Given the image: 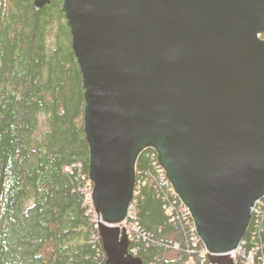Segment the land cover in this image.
Wrapping results in <instances>:
<instances>
[{"label":"water","instance_id":"obj_1","mask_svg":"<svg viewBox=\"0 0 264 264\" xmlns=\"http://www.w3.org/2000/svg\"><path fill=\"white\" fill-rule=\"evenodd\" d=\"M50 0H34L41 9ZM84 88L106 264L131 254L136 161L153 149L212 264L264 197V0H63Z\"/></svg>","mask_w":264,"mask_h":264},{"label":"trees","instance_id":"obj_2","mask_svg":"<svg viewBox=\"0 0 264 264\" xmlns=\"http://www.w3.org/2000/svg\"><path fill=\"white\" fill-rule=\"evenodd\" d=\"M33 2L0 0V264H106L90 199L82 74L63 0L41 9ZM137 158L131 207L144 235L135 234L129 249L143 264H212L202 242L192 246L170 220L154 150ZM255 217L243 249L264 264V223L255 226Z\"/></svg>","mask_w":264,"mask_h":264},{"label":"built area","instance_id":"obj_3","mask_svg":"<svg viewBox=\"0 0 264 264\" xmlns=\"http://www.w3.org/2000/svg\"><path fill=\"white\" fill-rule=\"evenodd\" d=\"M158 170H159V179L158 183L160 184V187L165 190V197L167 201V213L170 216V220L174 222H179L180 226L184 229V231H188L191 237V243L192 246H198V243H200V238L198 234L195 231L194 222L192 221L191 214L189 211V208H187L179 198V196L175 193L173 190L172 185L167 181L165 177V172L161 168V166L158 164ZM170 195V197L167 194ZM172 198V199H171ZM264 198V197H263ZM263 198L261 200H258L255 202V206L252 209V213L256 214V224L255 226H259L262 223H264V213H262V206H263ZM178 199V200H177ZM179 201V202H178ZM129 212L126 217V219L121 223L122 226L126 228L127 234L130 238V242L135 240V234H142V230L140 229L139 224L134 221L135 214L133 208L129 207ZM203 245V244H202ZM173 247L175 249H181L178 243H174ZM258 247H253L252 249H257ZM188 251H191L189 249ZM200 251L204 254H208V251L206 250L205 246L200 249ZM131 254L135 255L137 252V249L132 248L130 249ZM241 255L244 258L245 264H253L254 257L253 252L250 251L248 254L245 253L243 249V243L242 240L239 243V246L236 250H233L229 253L231 258L234 259V263L236 262L237 258L236 256Z\"/></svg>","mask_w":264,"mask_h":264},{"label":"rangeland","instance_id":"obj_4","mask_svg":"<svg viewBox=\"0 0 264 264\" xmlns=\"http://www.w3.org/2000/svg\"><path fill=\"white\" fill-rule=\"evenodd\" d=\"M44 116L43 115H40V117H39V121H40V128H39V130H41L43 127H44ZM40 132V131H39ZM38 135H39V133H38Z\"/></svg>","mask_w":264,"mask_h":264}]
</instances>
